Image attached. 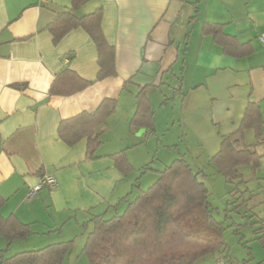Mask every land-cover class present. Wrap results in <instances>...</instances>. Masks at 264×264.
I'll list each match as a JSON object with an SVG mask.
<instances>
[{"label": "crops", "instance_id": "crops-1", "mask_svg": "<svg viewBox=\"0 0 264 264\" xmlns=\"http://www.w3.org/2000/svg\"><path fill=\"white\" fill-rule=\"evenodd\" d=\"M71 9V0H0V212L31 230L11 243L0 235L7 258L69 240L84 248L92 216L122 207L142 177L135 168L151 166L147 139L165 128L161 110L167 100L168 129L200 136L210 149L238 129L250 103L259 105L264 120V0H88L74 14L101 9L104 35L115 50L116 73L101 80L98 48L84 27L72 28L57 43L47 28ZM67 70L92 82L52 93L60 75L61 88L79 84ZM144 88L154 131L133 123ZM108 98L116 100V109L98 128L93 154L87 137L68 144L59 136L62 121L93 112ZM245 142L257 143L254 129L246 131ZM45 175L57 179L56 187L28 198ZM254 192L248 211L264 204V183ZM225 255L216 252L196 264H233ZM74 258L70 251L63 264Z\"/></svg>", "mask_w": 264, "mask_h": 264}, {"label": "trees", "instance_id": "trees-1", "mask_svg": "<svg viewBox=\"0 0 264 264\" xmlns=\"http://www.w3.org/2000/svg\"><path fill=\"white\" fill-rule=\"evenodd\" d=\"M71 1L72 9L59 12L47 27L53 34L54 42L57 43L72 28L84 27L98 48L100 70L97 80L114 75L115 50L102 29V10L78 17L74 10L88 0ZM215 33L218 35L219 31L215 30ZM65 73L77 79L79 84L61 88L60 75L52 83V93L68 94L92 82L80 78L74 71L67 70ZM115 109L116 100L105 99L95 111H85L62 121L59 136L68 144L87 137L88 148L93 154L100 144L98 128ZM154 122V112L144 88L138 93V108L133 123L145 125L154 131ZM263 126L259 105L250 103L238 129L222 135L221 147L212 160L218 172L229 182L243 180L244 175L240 171L242 165H260L264 153L259 152L254 145H261L264 149ZM248 129H254L257 139L254 145L245 142ZM118 156L124 155L120 152ZM120 159L118 157V165L123 167ZM124 164V170L129 171L131 167L126 158ZM159 174L158 180L135 200L128 199L123 214L110 218H106L105 213L92 216L90 223L93 229L88 233L83 248L90 264H196L203 257L216 252H226L225 257L228 256L224 235L228 227L216 217L215 208L209 199V189L198 179L190 164L178 158ZM240 192L237 188L235 194ZM254 193L250 191L245 205ZM3 202L4 198L0 196V209ZM243 217L259 218L254 208L246 210ZM256 223L261 225L255 230L256 237L264 245V219L260 218ZM236 226L239 227L235 232L239 233L242 225ZM30 233L29 224L14 215L4 217L0 212V235L9 243L27 238ZM73 246V240L53 243L40 249L16 253L9 258L5 257L7 250H4L0 251V258L5 264H63Z\"/></svg>", "mask_w": 264, "mask_h": 264}, {"label": "rangeland", "instance_id": "rangeland-1", "mask_svg": "<svg viewBox=\"0 0 264 264\" xmlns=\"http://www.w3.org/2000/svg\"><path fill=\"white\" fill-rule=\"evenodd\" d=\"M164 98L165 96L157 99L159 105ZM167 104L168 100L167 103L163 104L164 108L161 110V116L164 121L161 127L165 128L158 130L154 136H149L147 139H152L149 144L152 148L151 160H153L150 166L151 169H146L145 171L143 168L141 170L135 168V172L142 175V177L139 179V182L134 185L135 194L133 195L132 191H130V200H135L142 191L147 190L158 180L160 174L158 175L152 168L158 171L163 170L176 159L183 158L190 164L198 179L203 181L208 187L209 199L215 208L214 213L216 217L224 221L225 225L228 227L224 235L228 247L227 252L233 258V264H264V245L257 239L255 234V230L261 227L256 221H259L260 218L264 219V204L254 209V212L259 218L243 217L246 211V206L244 204L245 199L250 197V191L261 188L264 183V158L261 160L260 165H242L240 167V171L243 172L244 175L243 181H235L233 183L227 181V178L215 168L212 160L213 155L216 154L214 150H216L219 145L221 147V144H219L217 148L215 147L216 149H210L208 145L204 147L200 136H190L175 131L172 128L168 129V121H166L168 118ZM142 146L146 147L147 141L139 145V147ZM254 147L259 152L264 153V149L261 145H254ZM145 172H147V174H145ZM259 179H261V182ZM237 188L240 189L241 192L235 194ZM121 205H118V209L112 207L109 212L105 213L106 218H110L117 214H123L128 206V200L119 208ZM236 225H242V229L239 233L235 232L237 227H239ZM92 229L93 224L91 223L87 232L89 233ZM0 242H6V240L0 236ZM15 247L16 244H14V248ZM71 253H73L75 257L72 264H90L82 247H74Z\"/></svg>", "mask_w": 264, "mask_h": 264}, {"label": "built area", "instance_id": "built-area-1", "mask_svg": "<svg viewBox=\"0 0 264 264\" xmlns=\"http://www.w3.org/2000/svg\"><path fill=\"white\" fill-rule=\"evenodd\" d=\"M261 39L264 41V34L261 35ZM56 185L57 179L53 175H45L37 185L31 188L28 198L34 197L43 187L54 188ZM222 264H227L225 259L222 260Z\"/></svg>", "mask_w": 264, "mask_h": 264}]
</instances>
